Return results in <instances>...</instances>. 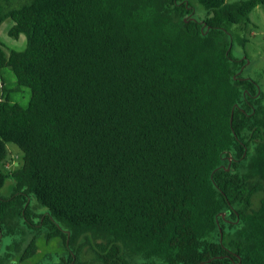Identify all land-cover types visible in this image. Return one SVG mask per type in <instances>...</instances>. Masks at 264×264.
Returning a JSON list of instances; mask_svg holds the SVG:
<instances>
[{
  "label": "trees",
  "instance_id": "16d2710c",
  "mask_svg": "<svg viewBox=\"0 0 264 264\" xmlns=\"http://www.w3.org/2000/svg\"><path fill=\"white\" fill-rule=\"evenodd\" d=\"M198 1L0 0L27 38H0V264H264V93L233 55L264 0Z\"/></svg>",
  "mask_w": 264,
  "mask_h": 264
},
{
  "label": "rangeland",
  "instance_id": "374dc122",
  "mask_svg": "<svg viewBox=\"0 0 264 264\" xmlns=\"http://www.w3.org/2000/svg\"><path fill=\"white\" fill-rule=\"evenodd\" d=\"M191 1L193 3L192 6L195 8V12H197V14L200 16V19H204L206 13L202 9L199 1ZM189 15L192 16L194 14L191 13ZM250 16L252 21L249 25L248 31L249 40L246 42L245 46L235 41L233 55L237 58H245V63L241 67L243 71V77H251L256 80L260 89L264 93V4L256 6L251 12ZM13 24L14 20L11 17H7L0 24V38L3 42L7 55L10 54L12 49H23L27 44L25 33H21L18 38L12 36L9 33V30ZM3 75L5 77L7 87L9 88L8 93L11 94L13 99L18 100L23 105H27L31 98V88L27 85H21L20 87H17V80L11 67H5L3 70ZM2 95V79L0 78V97H2ZM7 146L9 148V157L6 161L5 168L10 170L15 168L17 161L20 162L23 159V152L18 147V145L13 142H8ZM14 183L15 181L12 177L8 178L2 191L4 193L9 192ZM263 195L264 192L259 193L255 197V201L258 202ZM32 202L35 204L34 200H32ZM42 211L43 209H35V212L37 213V215L34 217L35 222L39 220L38 214H40ZM8 241V239L3 240V244L7 243ZM55 252L61 254L64 252V248L60 246L57 241H52L50 243L41 241L40 251L29 260L30 264H36L42 258L43 254H51ZM12 259L14 261H18L17 257H13ZM29 261H25L22 264H29ZM16 264H20V262L18 261Z\"/></svg>",
  "mask_w": 264,
  "mask_h": 264
},
{
  "label": "water",
  "instance_id": "95a60500",
  "mask_svg": "<svg viewBox=\"0 0 264 264\" xmlns=\"http://www.w3.org/2000/svg\"><path fill=\"white\" fill-rule=\"evenodd\" d=\"M16 163L18 164L19 162L17 161ZM222 214L224 215L225 212H222ZM222 235H223V232H222V229H221V239H222Z\"/></svg>",
  "mask_w": 264,
  "mask_h": 264
},
{
  "label": "flooded vegetation",
  "instance_id": "af4514ba",
  "mask_svg": "<svg viewBox=\"0 0 264 264\" xmlns=\"http://www.w3.org/2000/svg\"><path fill=\"white\" fill-rule=\"evenodd\" d=\"M40 251V250H39ZM18 258V257H17ZM18 261H19V259H18ZM18 261L16 260V261H13L12 262V264H16V263H18ZM20 262V261H19ZM20 264H22V263H20Z\"/></svg>",
  "mask_w": 264,
  "mask_h": 264
}]
</instances>
